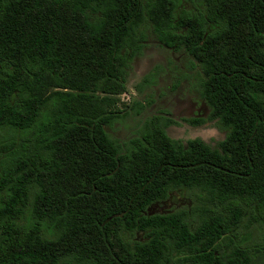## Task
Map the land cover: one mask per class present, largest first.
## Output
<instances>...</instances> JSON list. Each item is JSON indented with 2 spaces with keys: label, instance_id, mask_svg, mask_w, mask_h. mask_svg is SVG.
<instances>
[{
  "label": "trees",
  "instance_id": "obj_1",
  "mask_svg": "<svg viewBox=\"0 0 264 264\" xmlns=\"http://www.w3.org/2000/svg\"><path fill=\"white\" fill-rule=\"evenodd\" d=\"M191 2L0 0V264H264L243 236L264 224V0ZM148 27L190 58L217 147L162 116L109 132L146 108L118 97ZM181 191L192 208L152 213Z\"/></svg>",
  "mask_w": 264,
  "mask_h": 264
},
{
  "label": "rangeland",
  "instance_id": "obj_2",
  "mask_svg": "<svg viewBox=\"0 0 264 264\" xmlns=\"http://www.w3.org/2000/svg\"><path fill=\"white\" fill-rule=\"evenodd\" d=\"M194 5L198 3L182 0L183 8H193ZM154 72L156 78L152 79L151 86L146 87L142 83L143 78L150 77ZM195 75L196 71L191 68L190 58L183 51L172 52L162 48L151 27H148L146 46L134 59L129 71L128 93L118 97V107L121 110L136 102L145 104L146 108L139 116L131 115L116 121L114 127L109 128V132L121 141H127L136 135L146 119L157 113L167 112L171 117L187 119L201 106L199 93L190 88ZM173 85L178 87L174 91L171 89ZM217 123V121L211 122L194 129L187 128L183 124H175L168 129V134L181 141L198 138L212 147H217L226 138V132ZM193 204H195L194 196L181 191L155 205L152 213L182 211L192 208ZM243 236L252 249L260 251L256 254L259 260L264 259V224L251 230H244Z\"/></svg>",
  "mask_w": 264,
  "mask_h": 264
},
{
  "label": "flooded vegetation",
  "instance_id": "obj_3",
  "mask_svg": "<svg viewBox=\"0 0 264 264\" xmlns=\"http://www.w3.org/2000/svg\"><path fill=\"white\" fill-rule=\"evenodd\" d=\"M161 47L162 48H165L162 45H161ZM166 49H168V48H166ZM168 50H170V49H168ZM171 51L172 52H175L173 50H171ZM158 77H160V76H158ZM154 78H156L155 72L154 73H151L150 74V77L148 76V77L143 78L142 83L145 84L146 87L151 86V84L153 83L152 82V79H154ZM186 82H188L187 79H186ZM190 87H191V83H190ZM177 88L178 87H176L175 85H173L171 87V89L173 91L176 90ZM200 100H201V106H200V108L197 109L196 112L192 113V115H190V117H188L187 119L171 117L169 115V113H167V112L157 113L156 115H154L152 117L162 116L163 118H166L167 120H170L171 123L166 128L167 129V132H168V129L170 127H172L173 125H175V124H183L187 128L194 129V128H198V127L204 126L206 124H209L211 122H215L216 120L212 121L210 119V117H211V111H210V108L207 106L206 102L202 98ZM173 139L174 140H178L176 138H173ZM193 139H196V138H193ZM178 141H181V140H178Z\"/></svg>",
  "mask_w": 264,
  "mask_h": 264
}]
</instances>
